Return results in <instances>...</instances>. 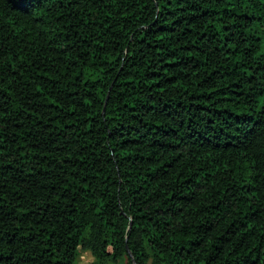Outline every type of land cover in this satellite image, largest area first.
Returning <instances> with one entry per match:
<instances>
[{
	"label": "trees",
	"instance_id": "trees-1",
	"mask_svg": "<svg viewBox=\"0 0 264 264\" xmlns=\"http://www.w3.org/2000/svg\"><path fill=\"white\" fill-rule=\"evenodd\" d=\"M264 264V0H0V264Z\"/></svg>",
	"mask_w": 264,
	"mask_h": 264
},
{
	"label": "rangeland",
	"instance_id": "rangeland-1",
	"mask_svg": "<svg viewBox=\"0 0 264 264\" xmlns=\"http://www.w3.org/2000/svg\"><path fill=\"white\" fill-rule=\"evenodd\" d=\"M93 260H94V256L91 253V251L88 249H84L81 250L79 256L77 257L76 264H90ZM125 261L126 259L123 260L121 264H124Z\"/></svg>",
	"mask_w": 264,
	"mask_h": 264
}]
</instances>
